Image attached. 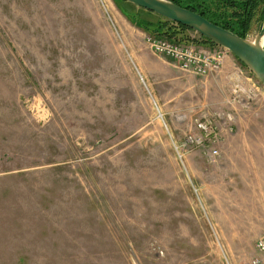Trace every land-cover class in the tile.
Here are the masks:
<instances>
[{
  "label": "rangeland",
  "instance_id": "374dc122",
  "mask_svg": "<svg viewBox=\"0 0 264 264\" xmlns=\"http://www.w3.org/2000/svg\"><path fill=\"white\" fill-rule=\"evenodd\" d=\"M263 14L259 0L245 38ZM131 18L158 15L125 0H0V264L258 255L263 84L229 52L208 76L183 71Z\"/></svg>",
  "mask_w": 264,
  "mask_h": 264
},
{
  "label": "water",
  "instance_id": "95a60500",
  "mask_svg": "<svg viewBox=\"0 0 264 264\" xmlns=\"http://www.w3.org/2000/svg\"><path fill=\"white\" fill-rule=\"evenodd\" d=\"M195 31L207 41L226 49L252 72L264 86V19L253 39L219 26L201 14L170 0H125Z\"/></svg>",
  "mask_w": 264,
  "mask_h": 264
},
{
  "label": "trees",
  "instance_id": "16d2710c",
  "mask_svg": "<svg viewBox=\"0 0 264 264\" xmlns=\"http://www.w3.org/2000/svg\"><path fill=\"white\" fill-rule=\"evenodd\" d=\"M177 5L188 8L194 12L201 14L211 22L222 26L232 32L245 38L250 27L254 10L259 0H170ZM143 9V8H141ZM149 13L151 11L145 10ZM155 14V13H154ZM157 15V14H155ZM264 18V14H263ZM132 22L142 28L149 35L170 40L175 37L177 32L181 30H191L186 26L172 22L158 15L156 21L141 19ZM202 37V36H201ZM203 38V37H202ZM204 39V38H203ZM205 42L211 43L204 39Z\"/></svg>",
  "mask_w": 264,
  "mask_h": 264
},
{
  "label": "built area",
  "instance_id": "2783aa9c",
  "mask_svg": "<svg viewBox=\"0 0 264 264\" xmlns=\"http://www.w3.org/2000/svg\"><path fill=\"white\" fill-rule=\"evenodd\" d=\"M145 40L154 53L169 57L181 70L198 76H208L218 71L228 54L226 49L217 45L193 46L152 35H146ZM197 125L204 132L211 133L208 122H197ZM186 142L192 143L193 139L188 137ZM255 249L258 255L250 257L243 264H264V234L257 238Z\"/></svg>",
  "mask_w": 264,
  "mask_h": 264
},
{
  "label": "crops",
  "instance_id": "0c3cea01",
  "mask_svg": "<svg viewBox=\"0 0 264 264\" xmlns=\"http://www.w3.org/2000/svg\"><path fill=\"white\" fill-rule=\"evenodd\" d=\"M227 61H230V58L229 57H226Z\"/></svg>",
  "mask_w": 264,
  "mask_h": 264
}]
</instances>
